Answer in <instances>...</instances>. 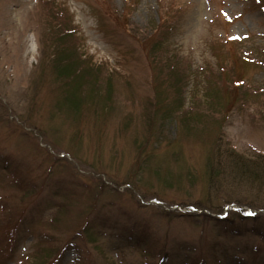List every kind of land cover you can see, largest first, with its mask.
<instances>
[{
    "label": "rangeland",
    "instance_id": "rangeland-1",
    "mask_svg": "<svg viewBox=\"0 0 264 264\" xmlns=\"http://www.w3.org/2000/svg\"><path fill=\"white\" fill-rule=\"evenodd\" d=\"M0 264H264V0H0Z\"/></svg>",
    "mask_w": 264,
    "mask_h": 264
},
{
    "label": "trees",
    "instance_id": "trees-1",
    "mask_svg": "<svg viewBox=\"0 0 264 264\" xmlns=\"http://www.w3.org/2000/svg\"><path fill=\"white\" fill-rule=\"evenodd\" d=\"M236 211H238V210H236ZM234 213H235V212H234ZM241 216H242V217H245V216H247V215L241 212ZM164 257H166V254H165V253L160 254V258H164Z\"/></svg>",
    "mask_w": 264,
    "mask_h": 264
}]
</instances>
